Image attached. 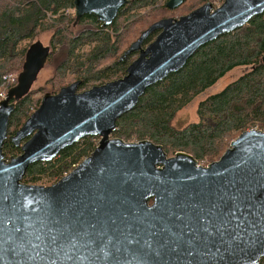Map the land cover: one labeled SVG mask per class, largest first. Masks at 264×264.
<instances>
[{
  "label": "water",
  "instance_id": "95a60500",
  "mask_svg": "<svg viewBox=\"0 0 264 264\" xmlns=\"http://www.w3.org/2000/svg\"><path fill=\"white\" fill-rule=\"evenodd\" d=\"M131 2L74 0V25L93 14L110 26ZM183 2L166 6L174 10ZM262 13L264 0H224L159 19L120 56L138 54L123 77L82 91L76 80L46 92L10 135L17 101L47 62V47L34 42L17 85L0 102V264H259L264 131H243L208 165L190 153L169 157L161 144L114 133L118 118L150 86L181 70L201 46ZM88 136H98V145L69 173L50 185L25 182L30 165L53 160ZM8 140L22 149L9 159Z\"/></svg>",
  "mask_w": 264,
  "mask_h": 264
},
{
  "label": "trees",
  "instance_id": "16d2710c",
  "mask_svg": "<svg viewBox=\"0 0 264 264\" xmlns=\"http://www.w3.org/2000/svg\"><path fill=\"white\" fill-rule=\"evenodd\" d=\"M167 1L132 0L119 10L110 26H104L93 14H85L74 25V0H0V88L7 82L5 77L14 78L7 92L17 85L29 48L44 32L51 34L48 61H60L48 90L58 92L62 85L77 78L83 80L81 88L86 89L123 77L135 57L120 60V56L151 24L214 2L184 0L170 10ZM156 35L152 34L146 44ZM263 55L264 13L201 46L181 70L150 86L138 104L118 118L114 136L129 142L148 139L163 145L169 157L183 151L203 165L218 160L243 131H264ZM240 66H248L249 70L199 102L197 121L182 128L173 124L178 113L198 95ZM44 91L30 89L17 101L10 119V135L40 106ZM98 142V136H88L63 149L51 161L33 163L25 182L50 185L58 181L88 157ZM4 152L9 159L22 149L8 140ZM259 264H264V258Z\"/></svg>",
  "mask_w": 264,
  "mask_h": 264
},
{
  "label": "rangeland",
  "instance_id": "374dc122",
  "mask_svg": "<svg viewBox=\"0 0 264 264\" xmlns=\"http://www.w3.org/2000/svg\"><path fill=\"white\" fill-rule=\"evenodd\" d=\"M50 37H51V34L49 32H44L41 35H39L37 40L38 41L40 40L41 43L43 44V46L46 47L50 42ZM51 70H52L51 62L48 61L45 64V66H43L40 69V71L38 73L39 76H37V78L35 80V84L33 83L32 87L38 88L40 86H45L47 79H49L51 74H52ZM247 70H249L248 66H240V67H236L232 71L228 72L226 75H224L222 78H220L217 83H215L210 88L206 89L204 92H202L200 95H198L188 106H186L184 109H182L178 113L175 120L173 121V124L178 128H182L192 121H197L198 116H197L196 111H197V106H198L199 102L206 99L208 96H210L212 94H215V93L222 91L228 84L235 81L239 76H241ZM3 87L4 86H2L0 89H2ZM43 93L44 92H42L40 94L41 97L44 95Z\"/></svg>",
  "mask_w": 264,
  "mask_h": 264
},
{
  "label": "flooded vegetation",
  "instance_id": "af4514ba",
  "mask_svg": "<svg viewBox=\"0 0 264 264\" xmlns=\"http://www.w3.org/2000/svg\"><path fill=\"white\" fill-rule=\"evenodd\" d=\"M172 16H174V17H179L180 16V14H177V15H172ZM170 17V16H169ZM155 34H157V33H155ZM147 42V41H146ZM146 44V43H145ZM47 47V51H48V57H49V55H50V53H52V50H51V48L49 47V44L46 46ZM137 55L138 54H132V56H134L135 58L137 57ZM131 56V55H130ZM129 56V57H130ZM128 57V58H129ZM125 60V59H124ZM57 62L56 63H53V62H51V67H52V70H51V72H52V74H51V76H50V78L49 79H47V81H46V83H45V86H40V87H38V88H33V87H31V90H37V89H41V88H45V91H44V93L43 94H45L46 92H51V93H57V92H54V91H52V90H48V88L50 89L52 86V78H53V75H54V73H55V69L57 68V65H58V63L60 62L59 61V59H57L56 60ZM47 62H48V58H47ZM46 62V63H47ZM39 76V75H38ZM116 79H118L117 77H113L112 79H110V80H107L106 82H108V81H112V80H116ZM76 80H81L82 82H83V80L82 79H79V78H77V79H74V80H72L71 82H69V83H67V84H65V85H62L61 87H63V86H66V85H69V84H71L72 82H74V81H76ZM105 82V83H106ZM34 84H35V82H34ZM96 84H98V83H96ZM100 84H103V83H100ZM93 85H95V84H93ZM92 85V86H93ZM33 86V85H32ZM81 86H82V83H81ZM81 86H80V91H82V90H85V89H82L81 88ZM91 86V87H92ZM35 87V86H34ZM61 87H60V89H61ZM59 89V90H60ZM86 89H88V88H86ZM59 92V91H58Z\"/></svg>",
  "mask_w": 264,
  "mask_h": 264
},
{
  "label": "built area",
  "instance_id": "2783aa9c",
  "mask_svg": "<svg viewBox=\"0 0 264 264\" xmlns=\"http://www.w3.org/2000/svg\"><path fill=\"white\" fill-rule=\"evenodd\" d=\"M213 4L216 8L222 4V1L221 0H214ZM5 79L7 80L8 83L6 82L4 84V87L2 89H0V102L7 97V95H8L7 90H8L9 83L14 80L13 77H5Z\"/></svg>",
  "mask_w": 264,
  "mask_h": 264
}]
</instances>
